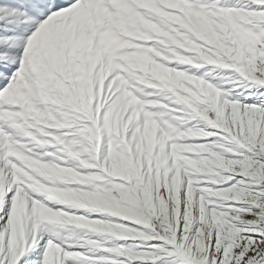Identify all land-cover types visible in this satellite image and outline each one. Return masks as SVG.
<instances>
[{
    "label": "snow or ice",
    "instance_id": "obj_1",
    "mask_svg": "<svg viewBox=\"0 0 264 264\" xmlns=\"http://www.w3.org/2000/svg\"><path fill=\"white\" fill-rule=\"evenodd\" d=\"M0 264H264V0H0Z\"/></svg>",
    "mask_w": 264,
    "mask_h": 264
}]
</instances>
